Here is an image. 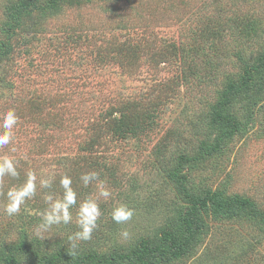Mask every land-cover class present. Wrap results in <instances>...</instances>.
Masks as SVG:
<instances>
[{
  "label": "rangeland",
  "instance_id": "obj_1",
  "mask_svg": "<svg viewBox=\"0 0 264 264\" xmlns=\"http://www.w3.org/2000/svg\"><path fill=\"white\" fill-rule=\"evenodd\" d=\"M55 1L57 10L44 11ZM67 1L0 0V117L13 108L20 117L14 145L0 149L20 161V178H6L4 190L35 169L55 176L57 192L60 177L71 176L83 199L97 189L85 188L81 175L98 172L112 195L98 199L100 226L78 253L100 257L158 245L165 231L182 236L188 204L168 175L183 156L191 160L183 169L189 190L247 200L264 213V89L256 88L264 78V0ZM247 71L253 95L225 112L241 130L221 152L202 156L200 147L220 133L213 108ZM46 192L17 216L0 210V256L20 245L46 258L68 255L76 209L71 224L53 226L44 239L35 234ZM118 204L135 210L126 224L112 220ZM205 221L201 244L170 264H264L263 225L210 214Z\"/></svg>",
  "mask_w": 264,
  "mask_h": 264
},
{
  "label": "trees",
  "instance_id": "obj_2",
  "mask_svg": "<svg viewBox=\"0 0 264 264\" xmlns=\"http://www.w3.org/2000/svg\"><path fill=\"white\" fill-rule=\"evenodd\" d=\"M74 1L68 0L67 2L70 5L79 4V2L74 3ZM25 7V4H21L19 9L13 10L11 16L13 21L16 22L15 25L20 24L19 18L24 13ZM58 8L59 3L55 1L51 2L44 11H55ZM258 71L264 73V58L258 67ZM258 83L259 85L256 88H259V91L263 90L264 78L262 82L259 81ZM254 86L251 72L247 71L240 83H232L223 91L221 100L213 108L210 119L211 125L218 128L220 133L214 145L200 147L202 156H213L221 152L223 144L241 130L235 117L225 112L236 99L253 95L251 93ZM189 162H191L190 159L184 156L181 157L179 166L168 175L170 181L177 187L180 195L188 204V208L180 220L183 230L182 236L172 231H165L161 237V243L158 245H152L145 241L131 252H114L108 257H100L94 252L78 253L73 259L65 253H57L52 255L51 258H46L31 247L20 245L7 255L0 256V264H18L17 255H27L37 264H170L186 258L201 244L208 231L205 214H210L222 220L251 219L264 226V213L259 211L250 201L239 198L225 200L218 193L189 190L187 178L183 175V169Z\"/></svg>",
  "mask_w": 264,
  "mask_h": 264
},
{
  "label": "clouds",
  "instance_id": "obj_3",
  "mask_svg": "<svg viewBox=\"0 0 264 264\" xmlns=\"http://www.w3.org/2000/svg\"><path fill=\"white\" fill-rule=\"evenodd\" d=\"M20 117L16 110L9 109L0 117V149L5 146L14 145L15 128L19 124ZM15 151L13 147L10 149ZM20 161L9 155H0V196L4 198V203L0 205V210L8 217H14L21 213L22 206H26L28 201L33 200L38 195V190H47L43 199L45 207L35 213L40 218V223L36 228V236L44 239V234L50 232L53 226L69 225L73 222V209H76L75 223L78 228L68 236L67 253L75 258L78 255L80 242L91 241L94 232L99 228V221L103 215L98 199L100 197L108 199L111 191L105 187L96 171L86 172L81 175L80 180L85 188L90 184H95L96 195H89L80 199L79 193L73 187L71 176L65 174L59 179L60 192L54 191L56 178L53 175H38L35 169H30L25 173L26 179L19 186L12 185L4 190L6 178H20ZM26 211L31 212L30 209ZM135 210L127 204L114 206L111 212L112 220L116 224H126L132 220ZM123 238L128 239L130 233L127 230L121 232Z\"/></svg>",
  "mask_w": 264,
  "mask_h": 264
}]
</instances>
